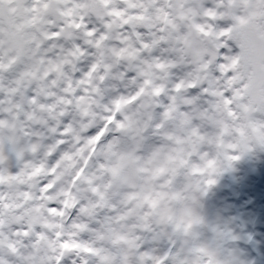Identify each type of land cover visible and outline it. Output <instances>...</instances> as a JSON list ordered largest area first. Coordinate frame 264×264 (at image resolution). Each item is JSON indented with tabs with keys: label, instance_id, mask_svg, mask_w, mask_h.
Listing matches in <instances>:
<instances>
[{
	"label": "snow or ice",
	"instance_id": "1",
	"mask_svg": "<svg viewBox=\"0 0 264 264\" xmlns=\"http://www.w3.org/2000/svg\"><path fill=\"white\" fill-rule=\"evenodd\" d=\"M261 153L264 0H0V264H264Z\"/></svg>",
	"mask_w": 264,
	"mask_h": 264
},
{
	"label": "rangeland",
	"instance_id": "2",
	"mask_svg": "<svg viewBox=\"0 0 264 264\" xmlns=\"http://www.w3.org/2000/svg\"><path fill=\"white\" fill-rule=\"evenodd\" d=\"M206 206L211 216H239L264 250V153L245 158L234 171L225 173L209 194ZM255 255V253H253Z\"/></svg>",
	"mask_w": 264,
	"mask_h": 264
}]
</instances>
